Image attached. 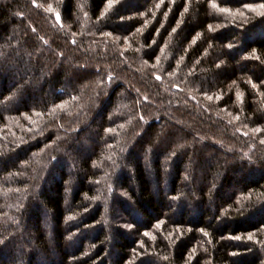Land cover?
<instances>
[{
    "label": "trees",
    "instance_id": "16d2710c",
    "mask_svg": "<svg viewBox=\"0 0 264 264\" xmlns=\"http://www.w3.org/2000/svg\"><path fill=\"white\" fill-rule=\"evenodd\" d=\"M262 5L0 0V264H264Z\"/></svg>",
    "mask_w": 264,
    "mask_h": 264
},
{
    "label": "rangeland",
    "instance_id": "374dc122",
    "mask_svg": "<svg viewBox=\"0 0 264 264\" xmlns=\"http://www.w3.org/2000/svg\"><path fill=\"white\" fill-rule=\"evenodd\" d=\"M20 262V258H19V254H18V258L16 260V263L18 264Z\"/></svg>",
    "mask_w": 264,
    "mask_h": 264
},
{
    "label": "snow or ice",
    "instance_id": "6c2138e0",
    "mask_svg": "<svg viewBox=\"0 0 264 264\" xmlns=\"http://www.w3.org/2000/svg\"><path fill=\"white\" fill-rule=\"evenodd\" d=\"M261 7H264V5H262ZM159 79V77H157Z\"/></svg>",
    "mask_w": 264,
    "mask_h": 264
}]
</instances>
